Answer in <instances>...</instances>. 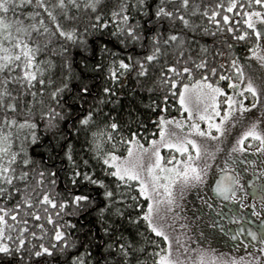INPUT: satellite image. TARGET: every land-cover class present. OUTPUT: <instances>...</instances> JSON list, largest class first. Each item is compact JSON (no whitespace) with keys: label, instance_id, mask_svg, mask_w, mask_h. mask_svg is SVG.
Here are the masks:
<instances>
[{"label":"snow or ice","instance_id":"1","mask_svg":"<svg viewBox=\"0 0 264 264\" xmlns=\"http://www.w3.org/2000/svg\"><path fill=\"white\" fill-rule=\"evenodd\" d=\"M178 4L170 5L167 0H155V3L152 0H130V3L121 0L106 18L100 10L101 0H84L83 3L81 0H0V264H132L136 252L143 254L146 250L152 257V264H264V235L249 231L248 235L257 244L243 247L251 246L256 251L222 259L203 245L194 244L188 234V225L181 222L179 209L183 195L189 187L203 183L217 152L223 150L226 153L225 167L229 166L233 153L246 150V142L251 147L253 141H258L260 147L256 151L264 152V129L259 127L260 120L242 122V130L237 131L234 139L229 137L230 126L238 122L237 113L243 115L247 109L259 107L264 114V74L257 82L254 74H246L240 58H233L231 67L236 70L239 84L230 82L228 87L234 92L229 93L218 82H212L210 74L215 76L217 69H209L205 60L192 61L189 67L191 57L184 58L185 41L179 32L164 22L169 25L179 22L189 28V16L198 9L193 7L188 13L190 0H178ZM248 4L264 6V0H248ZM235 6L236 0H231L228 10ZM239 7L243 9L244 5ZM82 8L88 10L91 20L95 21L91 27L107 31L124 50L131 47L135 51L137 46L148 48L151 45L147 55L137 56L134 62L131 55L118 58L119 50L113 52L106 44L99 45L102 61L94 67L102 70L103 61H107V74L112 81L118 79V72L124 74L121 69H135L137 75L144 76L147 62H159L161 57H167L174 50L176 61H164L166 70L160 72L158 84L177 97L180 111L187 113L180 119L160 115L156 127L158 135L148 140L147 146L140 142L135 132L129 139L121 135L120 142L127 145L125 156L105 151L99 139L112 143L113 147L117 145L112 131L119 125L109 117L104 125L107 131L90 132L91 150L101 162L102 178L94 172L81 173L75 167L71 140L61 133L66 145L61 151L74 166L70 173L73 185L77 184L76 178L82 176L84 181L99 186L102 189L99 193L103 200L101 205L87 194L65 189L68 193L65 196L58 191L57 171L43 166V161L34 160L25 143L30 140L35 145L38 142V123L57 131L59 123H63L69 136L73 131H79L71 121L74 110L80 108L83 111V104L88 103L86 97L92 95V83L81 72L76 75L75 91L72 90V62L64 59L67 48L59 47L62 58L59 76L56 75L55 60L44 57L43 53L51 48L49 56L55 55L56 41L61 38L65 43L79 42L82 49L80 63L88 67V56L94 53L76 26ZM130 8L134 11H129ZM215 15L213 12L212 16ZM242 15L248 17L243 23L252 29V33L245 30L236 36L231 27L228 32L238 41L253 36L255 43L249 49L250 55L264 66V14L253 10L244 11ZM228 19V16L224 17L225 22ZM255 20L262 26L257 27ZM109 25H112L111 30ZM194 69L205 71L197 79ZM181 77H186L187 82ZM225 79L231 81L232 77L216 76L217 81ZM247 94L252 97L249 104L244 103ZM37 95L41 97L39 101ZM111 95L112 89L103 87L99 99H93L96 107L90 106L85 114L75 117L78 124L90 128L94 114H102V105ZM237 95L244 99H237ZM168 100V95L162 96L165 104ZM37 103L41 105L39 121L36 120ZM151 104L155 105V102ZM200 122L206 127L201 128ZM21 131L24 132L23 141L18 135ZM208 141L215 142L214 146L210 147ZM221 144H225L223 149ZM161 149H171L180 155L165 157ZM84 164L87 166L88 161ZM221 173L215 191L225 199H239L233 187L239 184L238 177L223 169ZM261 192L264 193V185ZM93 209L96 219L88 221L86 217ZM66 216L75 217L77 223L83 219L82 226L77 229L71 218L65 219ZM90 223L92 226H88ZM126 226L141 229L135 240L126 235ZM145 232L149 237L154 234L161 238L162 243L145 237ZM201 237L206 239L203 233ZM94 250L99 256L89 259ZM136 264L146 262L137 259Z\"/></svg>","mask_w":264,"mask_h":264},{"label":"trees","instance_id":"2","mask_svg":"<svg viewBox=\"0 0 264 264\" xmlns=\"http://www.w3.org/2000/svg\"><path fill=\"white\" fill-rule=\"evenodd\" d=\"M84 0H81L83 3ZM121 0H101V11L105 14L107 18V13L113 10L120 4ZM130 3V0H126ZM155 3V0H152ZM171 4H176L179 6L178 0H167ZM231 0H190V6L188 8V13L193 11V7L198 10L195 11L194 15H190L189 19L191 21V26L189 28H184L179 22L169 25L167 21L164 24L167 27H172L175 31L179 32L181 38L185 41L184 43V58L191 59L188 61V66H192V61L205 60L207 67L216 68L217 72L215 76L210 74V79L213 83H219L221 87L225 90L228 89V84L239 83L236 76L235 68L231 67V60L237 58L239 55H244L249 53V49L252 48V44L255 43L253 36H249L245 41L233 40V33L228 32V28L234 29V34L239 36L241 31H248L252 33V29H248L247 25L243 23L246 19L242 15L244 11H262L264 14V6L253 4L249 6L248 0H236V6L232 8L231 11L228 10V6ZM240 4L244 5V8L239 7ZM129 11H134L129 9ZM207 12V15H205ZM215 12L216 15L213 17L212 13ZM81 15L79 17L76 26L79 27L80 32L83 34L88 48L92 49L94 54H89L88 56V67L85 68L83 64L80 63L82 56V49L79 47V42L72 44L71 42L65 43L63 39L56 41V54L49 56V52L43 53L44 57L54 59L57 65L56 75H60V69L62 68V58L59 55V47L68 49V53L64 59H68L72 62V72L73 79L70 83V87L75 91V84L77 83L76 75L83 72L88 80L92 83V95L86 97L88 103L83 104V111L80 108L74 110V115L71 123L79 131H73L72 135L69 136L67 132L64 131L66 127L65 124L59 123V130L46 129L43 123H38L36 129L37 135L39 136L38 142L33 145L30 140L26 141V146L28 148V153L36 161H43V166L49 169H55L57 171V189L65 196H67L68 191L80 192L81 194H87L92 197L97 205L103 203L102 197L99 193L102 189L97 185H92L87 181H84L82 176L77 177V184L73 185V177L70 173L73 171L74 166L63 156L61 151L64 145V141L61 139V133L67 139L71 140L72 143V154L73 159L76 162L75 167L78 168L81 173L85 171L94 172L97 177H103L101 162L95 158L94 153L91 150V131H107L104 128L105 122L109 117H113L118 123L119 128L112 131L113 139L117 142L116 147H113L112 143L99 138L103 142V148L105 151H115L117 155L122 156L127 152V145L120 142V136L122 135L125 139L130 138L132 132L137 133L140 142L144 145L147 141L158 135L156 132V127L158 124V117L164 115L165 117H181L184 112L180 111V106L178 99L175 96L167 93L158 84V77L160 72L164 69V61L167 60L169 63H174L176 61L177 53L173 50L169 52L167 57H161L160 61L147 62V72L144 76L137 75L135 69L123 70V75L120 72L117 73L118 79L112 81L109 79L107 74L108 62L103 61L102 70H96L95 63L102 61L101 51L99 45L106 44L109 49L113 52L120 51V56L118 58H125L128 55L133 57V62L137 56H146L148 51L151 49L149 44L148 48H143L137 46L135 51L131 47L124 50L122 46L118 45L114 38L108 35L107 31H97L91 27V24L95 23L92 21L88 10L81 9ZM187 14V13H186ZM11 15V14H9ZM228 16L229 19L225 22L224 17ZM217 21L219 23H217ZM167 27H165V34H167ZM88 28L85 32L84 29ZM109 30L112 29V25L108 26ZM228 44H233V47L229 48ZM175 46H173L174 49ZM39 59V58H38ZM111 59V58H109ZM223 65V67H221ZM205 69H194L195 78H199V75L204 72ZM67 74V70H65ZM227 75L231 76L232 80H216V76ZM182 81L187 82L186 77H181ZM108 86L112 89V95L108 101L102 105L103 112L101 115L94 114V123H92L90 128H84L80 126L75 119L78 115H83L91 106L95 108L96 105L93 103L94 97L99 99V94L102 92V88ZM151 89V91L149 90ZM106 95V94H105ZM168 95L169 100L165 104L162 101V96ZM178 95V93H177ZM37 101L41 99L39 95L36 97ZM151 102H155L152 105ZM45 103L47 100L45 99ZM41 105L36 104V120L39 121V109ZM22 117V113L20 114ZM19 118V117H18ZM20 141L24 140V132L18 133ZM19 145V141L17 145ZM163 156L168 157L173 153L170 149H161ZM87 160L88 164L85 166L84 161ZM71 218L73 223L76 224L77 229H79L83 224V219L80 223H77L75 217L66 216L65 219ZM88 221H95L96 213L95 209L86 217ZM51 227L50 225H46ZM88 226H92L91 223ZM98 228L99 225L97 224ZM143 225H141V228ZM141 229L133 226H126V235L136 239V233ZM145 237H149V234L145 232ZM150 239H156L158 242L162 243L161 238L156 237L151 234ZM137 243H142L141 240H137ZM149 247H154L149 245ZM75 255V252L72 253ZM99 256V252L93 251L89 259L94 260ZM60 259H64L61 257ZM70 259V258H69ZM139 259L146 264H152V257L150 254L136 252L132 264H136V260Z\"/></svg>","mask_w":264,"mask_h":264},{"label":"rangeland","instance_id":"3","mask_svg":"<svg viewBox=\"0 0 264 264\" xmlns=\"http://www.w3.org/2000/svg\"><path fill=\"white\" fill-rule=\"evenodd\" d=\"M246 19H248V17H246ZM254 23H256L257 27L262 26L259 20H255ZM237 58H240V63L244 65L246 74L248 75L254 74L258 82L261 74H264V66H262L259 63L256 57L251 56L250 52L244 55H239ZM236 84L238 85L239 83ZM225 91L229 93H233L234 89L228 87V89ZM247 95H248L247 99H244V97L239 95H237L236 98L244 99V103L249 104L252 102V97L250 94ZM236 115L238 117V122L235 125L230 126L232 128V131L229 133L230 138L234 139L237 131L242 130L241 123L244 121L260 120L261 124L259 125V127L261 129H264V114L261 113L259 107L249 108L243 115H240L239 113H237ZM186 116L187 113L184 112L183 116L181 117H186ZM181 117H174V118L180 119ZM200 124H201V128L206 127L204 122H200ZM226 143L227 141H225V144ZM208 144L211 147L214 146L215 142L208 141ZM225 144H221V149L225 147ZM145 146H147V144ZM259 147L260 145L258 141H253L251 147H249V145L246 142L245 152H251ZM172 151L173 153H171L170 155H177V156L180 155L179 153H175L174 150ZM126 154L127 152L122 156H125ZM242 154L243 153H233L232 156L234 155L242 156ZM263 155L264 152H261L262 158ZM227 159L228 157L223 150L216 153V159L213 162L212 167L208 171L207 176L204 179L203 183L188 188V190L183 195L179 209L182 215L181 222L188 225L189 228L188 234L191 236L193 243L194 244L198 243L203 245V247L212 250L222 259H229L234 256H242L246 251L248 252L256 251V250H246L245 252H243V251L229 250V248H227L228 246H225V244L223 243V239L217 234V230L213 227L214 219L216 217L217 211L222 210L220 205L221 202L224 201L226 204L229 202L231 203V201L234 203L239 202V200L225 199L223 196H221L218 193L210 192L209 183L211 181V178H213L215 173L220 168H223L222 166L225 165V160ZM229 163L230 166L234 165L232 162ZM252 204L253 206H251ZM241 205H243V207ZM236 207L238 208L239 212L248 211L247 215H250L252 218L257 217V215H253L254 212L257 213L258 209L263 208L261 199L259 198L257 200L256 197H253V201L250 203L249 202H244L241 204L237 203ZM221 218L222 216L218 215L217 225L220 223ZM241 222L242 220H238L236 224L239 225ZM201 233L204 234V237H206V239L201 237Z\"/></svg>","mask_w":264,"mask_h":264},{"label":"flooded vegetation","instance_id":"4","mask_svg":"<svg viewBox=\"0 0 264 264\" xmlns=\"http://www.w3.org/2000/svg\"><path fill=\"white\" fill-rule=\"evenodd\" d=\"M229 162H232L234 165L230 166ZM228 164V167L222 166L223 168H220L213 178H211L209 183L210 192L217 193L215 191V184L216 180L222 175L221 169H223L224 172L239 179V184L233 186L239 199H232L239 200V202L234 203L231 201L230 203L229 200L227 204L224 201L219 202L222 210L217 211L213 227L217 230V234L223 239V243L225 246H228L229 250L243 252L246 250H256L251 246L245 248L243 245L257 244V241L248 235L249 231L256 232L258 236L264 235V207L257 210L256 218H252L250 215H247L248 211L239 212L236 204L250 203L253 201V197H256L257 200L260 198L261 202L264 199V193L261 192V186L264 185V155L262 158L261 152H257L256 150L251 152L244 151L242 156H232ZM249 181H252V183L250 184ZM218 215H221L222 218L217 225ZM238 220H242L239 225L236 224ZM233 237H235V240Z\"/></svg>","mask_w":264,"mask_h":264}]
</instances>
